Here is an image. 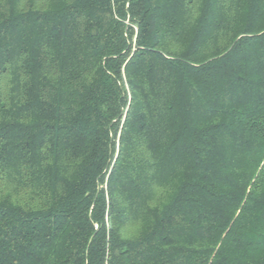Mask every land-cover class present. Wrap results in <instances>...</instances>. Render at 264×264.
<instances>
[{
	"label": "trees",
	"instance_id": "1",
	"mask_svg": "<svg viewBox=\"0 0 264 264\" xmlns=\"http://www.w3.org/2000/svg\"><path fill=\"white\" fill-rule=\"evenodd\" d=\"M0 264H264V0H0Z\"/></svg>",
	"mask_w": 264,
	"mask_h": 264
}]
</instances>
